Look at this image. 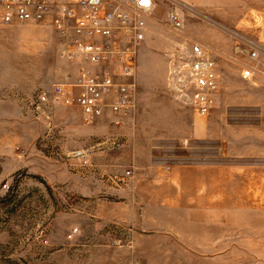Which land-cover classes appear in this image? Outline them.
<instances>
[{"label": "rangeland", "instance_id": "374dc122", "mask_svg": "<svg viewBox=\"0 0 264 264\" xmlns=\"http://www.w3.org/2000/svg\"><path fill=\"white\" fill-rule=\"evenodd\" d=\"M156 1L138 51L136 105L120 125L110 113L86 124L77 107L41 103L39 94L77 64L61 56L50 24L0 20V182L10 185L0 188V264H264L254 259V195L242 211L227 204L209 212L191 185L168 180L171 165L202 156L201 143L177 139L204 117L174 90L171 61L200 42L219 52L220 80L233 79L235 58H259L236 53L220 26L254 37V5ZM173 5L181 32L169 25ZM148 163L161 167V187L136 181Z\"/></svg>", "mask_w": 264, "mask_h": 264}, {"label": "built area", "instance_id": "2783aa9c", "mask_svg": "<svg viewBox=\"0 0 264 264\" xmlns=\"http://www.w3.org/2000/svg\"><path fill=\"white\" fill-rule=\"evenodd\" d=\"M156 0H0V20L12 23H48L59 34L63 58L77 64L73 76L56 82L50 91L39 94L44 104L60 103L80 109L83 121L92 124L108 113L120 125L122 117L136 105V68L138 51L146 40ZM198 15V13H195ZM208 20V18H206ZM170 27L181 32V17L173 5L168 14ZM235 40V52L252 60L264 55V17L254 14L253 36L220 26ZM183 56L174 57L170 81L181 98L187 97L202 116L214 108L221 89L217 57L219 52L200 42L182 47ZM246 81L264 79V70L234 59ZM120 146V144H117ZM23 154V151L20 150ZM75 156L88 163L85 151ZM131 171H126L130 176ZM0 182L1 189H9ZM74 229L68 235L73 238Z\"/></svg>", "mask_w": 264, "mask_h": 264}, {"label": "crops", "instance_id": "0c3cea01", "mask_svg": "<svg viewBox=\"0 0 264 264\" xmlns=\"http://www.w3.org/2000/svg\"><path fill=\"white\" fill-rule=\"evenodd\" d=\"M218 2L234 9L241 4L254 5V14L264 17V0ZM253 64L264 68V57L261 55ZM177 142L201 143L202 156H195L197 162L171 165L170 185H191L192 196L201 194L209 212L227 204L241 207L242 211V205H252L248 197L254 195V259L264 261V79L246 81L241 69L229 81L222 78L211 113L188 122L186 135ZM108 173L105 174L112 180ZM135 179L157 188L162 186L164 176L159 165L148 163ZM249 210L252 208L245 209Z\"/></svg>", "mask_w": 264, "mask_h": 264}]
</instances>
